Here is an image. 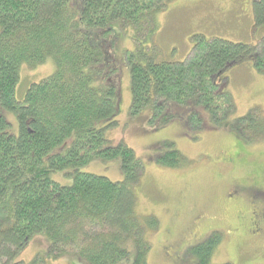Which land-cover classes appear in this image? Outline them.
<instances>
[{"label":"trees","instance_id":"trees-1","mask_svg":"<svg viewBox=\"0 0 264 264\" xmlns=\"http://www.w3.org/2000/svg\"><path fill=\"white\" fill-rule=\"evenodd\" d=\"M165 1L0 0V264H47L64 255L83 264H119L131 253L132 264H146V233L156 230L157 220L134 211L144 164L104 131L116 125L121 97L119 74L110 64L118 35L114 24L147 32ZM251 12L253 34L264 25V0H254ZM48 57L54 73L32 83L17 101L20 63L36 65ZM133 57L129 53L125 60L135 124L160 128L179 121L193 137L219 129L264 137L260 108L232 118L233 101L223 90L224 72L233 65L250 61L264 74V39L253 45L196 35L183 62L141 54V64ZM4 110L15 116L17 134L9 132ZM115 158L122 181L79 171L92 161ZM154 160L177 167L183 157L172 149ZM58 171H67L72 183L53 180ZM38 234L49 241L48 252L28 263L17 260ZM211 250V241L195 248V264H212Z\"/></svg>","mask_w":264,"mask_h":264},{"label":"rangeland","instance_id":"rangeland-1","mask_svg":"<svg viewBox=\"0 0 264 264\" xmlns=\"http://www.w3.org/2000/svg\"><path fill=\"white\" fill-rule=\"evenodd\" d=\"M253 1L166 0L165 8L154 13L151 23L145 26L147 32L114 24L118 35L113 41L110 64L119 74L121 97L117 123L105 129L104 135L111 141L122 140L144 164L134 189V211L157 220L156 230L146 233L150 244L146 264H195L192 251L207 241L212 242V264H264V137L246 138L219 129L195 138L179 121L160 128L146 122L135 124L129 116L130 67L125 60L131 53L133 60L141 64L145 62L141 54L157 62H183L191 53L196 35L256 45L264 39V25L243 38L241 30L229 23L241 21L248 32L253 27L248 24ZM222 9L227 14L220 16ZM55 69L52 57L36 65L21 62L15 99L22 101L32 83L52 75ZM224 73L227 79L223 90L229 93L234 106L232 118L244 116L254 107L264 114V74L255 71L250 61L233 65ZM144 110L143 114L147 112ZM2 114L11 123L9 132L17 134L15 116L5 110ZM172 149L183 157L180 166L155 162L156 156ZM79 171L105 176L113 182L123 180L118 158L95 160ZM64 172L52 173L51 177L61 185H70L72 177ZM48 250L49 241L38 234L28 241L17 260L28 263ZM132 262L131 253L119 264ZM47 264L83 263L64 255L48 259Z\"/></svg>","mask_w":264,"mask_h":264},{"label":"crops","instance_id":"crops-1","mask_svg":"<svg viewBox=\"0 0 264 264\" xmlns=\"http://www.w3.org/2000/svg\"><path fill=\"white\" fill-rule=\"evenodd\" d=\"M226 9V8H225ZM227 13L222 9V11H221V13L219 14L220 16H222V15H226ZM214 19V18H213ZM253 23V18H252V12H251V6H250V10H249V21H248V24L250 25H252V23ZM229 23H230V25L233 27V28H236L237 30L239 29V30H241V34H242V37L243 38H245V37H247L248 35H250L251 34V28H249V30H248V32H247V29H246V27H247V25H244L243 26V24H242V22L241 21H234V20H230L229 21ZM246 29V30H245Z\"/></svg>","mask_w":264,"mask_h":264},{"label":"flooded vegetation","instance_id":"flooded-vegetation-1","mask_svg":"<svg viewBox=\"0 0 264 264\" xmlns=\"http://www.w3.org/2000/svg\"><path fill=\"white\" fill-rule=\"evenodd\" d=\"M237 188H238V187H237ZM237 188H236V189H237ZM229 194H230V193H229ZM262 233L264 234V229L262 230Z\"/></svg>","mask_w":264,"mask_h":264}]
</instances>
